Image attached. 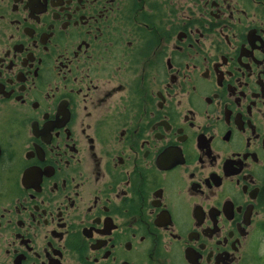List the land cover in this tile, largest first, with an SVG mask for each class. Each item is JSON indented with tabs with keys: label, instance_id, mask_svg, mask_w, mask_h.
Returning <instances> with one entry per match:
<instances>
[{
	"label": "flooded vegetation",
	"instance_id": "1",
	"mask_svg": "<svg viewBox=\"0 0 264 264\" xmlns=\"http://www.w3.org/2000/svg\"><path fill=\"white\" fill-rule=\"evenodd\" d=\"M264 0H0V264H264Z\"/></svg>",
	"mask_w": 264,
	"mask_h": 264
},
{
	"label": "rangeland",
	"instance_id": "2",
	"mask_svg": "<svg viewBox=\"0 0 264 264\" xmlns=\"http://www.w3.org/2000/svg\"><path fill=\"white\" fill-rule=\"evenodd\" d=\"M260 253L264 255V242H263V244H262V246L260 248Z\"/></svg>",
	"mask_w": 264,
	"mask_h": 264
}]
</instances>
